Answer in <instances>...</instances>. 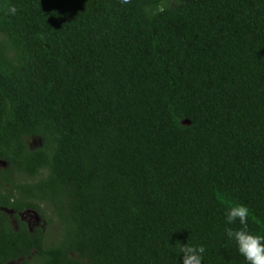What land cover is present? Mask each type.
Segmentation results:
<instances>
[{
    "label": "trees",
    "instance_id": "obj_1",
    "mask_svg": "<svg viewBox=\"0 0 264 264\" xmlns=\"http://www.w3.org/2000/svg\"><path fill=\"white\" fill-rule=\"evenodd\" d=\"M237 203L264 236V0H0V264H247Z\"/></svg>",
    "mask_w": 264,
    "mask_h": 264
},
{
    "label": "clouds",
    "instance_id": "obj_2",
    "mask_svg": "<svg viewBox=\"0 0 264 264\" xmlns=\"http://www.w3.org/2000/svg\"><path fill=\"white\" fill-rule=\"evenodd\" d=\"M131 0H121L122 5H127ZM166 5L157 4L153 14L165 11ZM17 12L15 6H8L6 14L14 15ZM250 211L244 204H232L228 206L225 212L226 223L231 225L239 223L238 229L228 227L225 229L227 237L233 240L238 247L239 253L245 258L247 264H264V236L253 234L248 231V220ZM203 245L181 244L179 248L180 264H202Z\"/></svg>",
    "mask_w": 264,
    "mask_h": 264
},
{
    "label": "rangeland",
    "instance_id": "obj_3",
    "mask_svg": "<svg viewBox=\"0 0 264 264\" xmlns=\"http://www.w3.org/2000/svg\"><path fill=\"white\" fill-rule=\"evenodd\" d=\"M32 143L34 145H36L38 142L36 140L35 142L32 141ZM22 179L23 180H30V178H26L25 176H22ZM20 216H21V218H23L24 221H27L28 225L30 222V225H29L30 229H34L35 227L40 226L42 224V219L36 212H34V213L29 212V211H28V213L22 212L20 214ZM13 223L15 226V222H13ZM12 264H22V263L20 261H18V262H13ZM31 264H33V263L31 262Z\"/></svg>",
    "mask_w": 264,
    "mask_h": 264
},
{
    "label": "flooded vegetation",
    "instance_id": "obj_4",
    "mask_svg": "<svg viewBox=\"0 0 264 264\" xmlns=\"http://www.w3.org/2000/svg\"><path fill=\"white\" fill-rule=\"evenodd\" d=\"M8 211V214L10 215V218H11V223L13 224L14 226V223L15 222V226H17V220L16 218L14 217V212L12 210H7ZM25 213H28V211H24ZM21 213H19V217L21 218L20 216ZM23 220V218H21ZM29 225H30V222H29ZM13 262H18V260H12L10 261L8 264H12ZM21 262V261H20Z\"/></svg>",
    "mask_w": 264,
    "mask_h": 264
}]
</instances>
